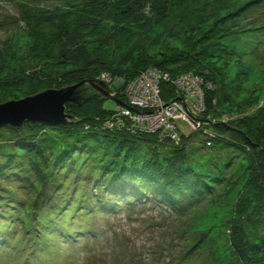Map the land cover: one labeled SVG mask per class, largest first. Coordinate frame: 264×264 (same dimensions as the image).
Masks as SVG:
<instances>
[{
    "label": "rangeland",
    "instance_id": "1",
    "mask_svg": "<svg viewBox=\"0 0 264 264\" xmlns=\"http://www.w3.org/2000/svg\"><path fill=\"white\" fill-rule=\"evenodd\" d=\"M112 1L0 0V104L73 86L75 76H79L75 61L71 68H59L51 61H29L34 55L32 32L58 31L66 23L70 26L61 27L67 30L61 42L68 57L65 62L69 64L72 60L69 53L78 46L79 57H87L88 71L105 77V90L124 106L91 87L83 86V89L87 90L91 105L102 107L110 116L116 114L121 121V132L129 133L135 122L138 133H147L146 125L132 119L137 113L125 111L129 110L127 101L130 103L134 95L140 91L143 95L145 90L131 91L133 86L129 87V82L152 69L159 71L161 79L151 75L157 90L153 89L150 95L160 90L161 103L187 114L191 125L179 117L176 121L171 119L173 126L167 129L175 128L177 139H167L161 133V141L166 138L171 142L167 144L170 147L159 146L154 159L150 158V149L140 142L132 145L133 153L127 150L126 157L125 152H116L117 147L108 151L101 148L99 153L91 155L93 158L84 153L81 163L78 161L79 168L72 169L68 175L62 171L52 187L70 185L69 191L75 190L78 198L82 194L89 197L83 204L110 205L75 219L69 237L59 239L57 235L55 239L52 235L43 242L38 237L40 226L34 221L27 229L24 220L32 215L37 195L41 191L49 193L47 185L41 191L37 186L45 171L50 175L53 170L43 168L38 176L31 167L34 162L27 153L19 151L22 156L14 157L17 168L7 171L10 155L16 152L6 133L0 143V264H264V226L255 223L264 203V173L259 169L260 162L264 163V0H125L124 5ZM135 2L140 4L142 12L133 19L114 16L119 7L126 8ZM70 13L74 15L68 18L66 14ZM76 14L80 18H74ZM63 15L66 16L62 19ZM80 19L85 20L86 27L96 26V44L87 45L81 39L76 44L70 37L75 36ZM101 19L105 22H99ZM48 36L43 35L40 44H48ZM187 61L200 66L199 70L193 67L194 71L211 72L210 79L216 83L217 91L210 102L207 103L206 79L194 74L191 67L185 68L189 66ZM110 73L122 80L121 91ZM130 73L136 74L135 78L125 82L124 75ZM190 76L204 85L199 87L198 101L192 99L197 87L188 86ZM8 78L15 85L9 84ZM99 81L101 78L96 80ZM72 104H67L65 111L71 118L75 115L69 108ZM206 108L210 112L204 117L202 111ZM205 118L212 124L234 123L236 127L243 126L247 133L255 132L259 136L258 145L254 149L243 145L239 150L226 149L224 145L209 146ZM27 123L32 122L22 126ZM60 143L55 141L52 145L55 149L66 145ZM158 157L159 162L182 158L186 166L209 175L208 186L202 187L196 198L186 195L187 187L182 186L176 205L161 197L156 200L157 187L141 188L142 183L132 180L126 184V193L108 194V185L113 183L106 179L109 167L114 165L118 174L123 168L127 173L141 171ZM79 177L82 181H76ZM104 181L105 191L101 189ZM98 193L99 199L91 198ZM78 198L73 196L69 201L73 204ZM42 209L40 213L45 218L46 211ZM79 229L84 230L78 233Z\"/></svg>",
    "mask_w": 264,
    "mask_h": 264
},
{
    "label": "trees",
    "instance_id": "2",
    "mask_svg": "<svg viewBox=\"0 0 264 264\" xmlns=\"http://www.w3.org/2000/svg\"><path fill=\"white\" fill-rule=\"evenodd\" d=\"M125 0H113L112 3H118V5L123 4ZM124 5V4H123ZM126 5V4H125ZM135 6L137 8V11L132 7ZM142 12V7H140V4L135 2V5H127V7H119L117 12L114 16L119 17L123 16V18H129L133 17L136 14H139ZM167 12V11H166ZM165 12V13H166ZM69 17H72L74 14H66ZM63 15L62 19L66 16ZM80 18L78 14L74 16V18ZM60 19V17H59ZM113 19V18H112ZM81 22V23H80ZM85 20H78V28L77 32L74 34L75 36L71 35L70 37H73L77 44L78 39H81V43L91 45L96 44L95 40L98 39V31L96 26L94 27H86L85 26ZM99 22H105L104 19L99 20ZM89 24V23H88ZM90 25V24H89ZM70 26L66 25V23L61 26ZM60 29L57 31V29H54V31H49L47 33H43L40 29L37 31H33L30 35L34 44L32 45V58L29 60L30 63H34L36 61L45 62L48 63V61H51L54 65L58 66L59 68H71L73 67V61L76 63V67L78 70V75L75 76L77 80L73 81L71 84L76 85L83 81H93L96 82L102 74L95 75V70L91 69L93 72L88 71L87 69V62L85 61L87 57H84L81 59L79 57V53L81 51L80 47L74 50H72L69 53V56L71 57V61L65 62V59H67L66 51H62L61 42L63 41V36L66 35V29ZM82 27V29H80ZM80 29V30H79ZM45 32V31H44ZM49 35L47 38L48 44H40L42 37ZM69 37V40H71ZM105 39V38H104ZM79 42V41H78ZM104 44H101L102 46H105ZM93 44V45H94ZM73 45V44H72ZM72 54V55H70ZM67 57V58H66ZM85 62V63H83ZM189 62V61H187ZM165 62H162L164 65ZM84 64V65H83ZM189 66H186L185 68L193 69L194 74H200L202 75L206 80L205 86L208 87L206 89L207 94L209 95L207 99L210 102L211 99H214V95L217 91L216 83L211 78L210 73L211 72H198L194 71V68H197V70L200 69L199 65H191L189 62ZM160 69H163L159 67ZM177 72V71H176ZM186 72V71H183ZM174 73V72H173ZM112 77L119 78L114 73H110ZM136 74L130 75H124L125 82H128L135 78ZM119 76V75H118ZM120 79V78H119ZM210 79V80H209ZM4 80V79H3ZM83 80V81H82ZM8 83L11 85H15L10 78L7 79ZM212 85V87L210 85ZM204 86V85H203ZM204 89V88H203ZM121 91L120 89H118ZM164 90L167 91L166 88ZM209 91V92H208ZM116 95H119L116 92ZM195 101H198V98H195ZM69 108L72 109V113L75 114L71 120H69L66 123H57L56 125H53L48 122H38L36 124H25L21 128H13L11 126H3V128L0 129V143L4 140L6 133H9L10 135V141H8L9 144H12V150L15 149V152L13 155H10L12 157V160H10L7 164L8 170L10 169H16L15 167V158H18V154L20 152L27 153L29 160H32L33 163L31 167L33 170L37 172L38 176L39 174L43 173V168L46 170L48 167L52 168L53 171H50V175H47L46 171L44 173V177L41 179V181H38L37 189L38 191H41L45 185L49 187V193L41 191L40 194L37 195V204L36 207L32 206V215H28L26 220H24V227L29 228V224H32V222L35 221V225H39L40 228L38 229V237L39 240H44L46 237H51L52 235L55 236V239H57V235L60 238L69 237V235L73 232V224L71 223L75 221V219H78L80 217L85 216L88 212H97L100 208H108V205L110 204H101L100 206H90V204H83V200H88L89 197L87 195H80L79 198L77 195H74L75 190L71 193L69 191V186L66 188H62L64 184H58L54 188L52 187L53 184L57 183L59 181L57 176L62 171H65V173L68 175L69 171L72 169H78L79 168V162L81 163V158L84 157V153L90 156V158H93L91 155L94 153H99V150L101 148H106L107 151L110 148L117 147V153L119 152H125V157L127 156V150L128 152H131L133 149V152L135 151L134 148H132V145H139L140 143H143V146H146L150 149V155H152L150 158L154 159L153 154L156 156L159 146L161 148H166L167 146L170 147V145H167L169 140L164 139V141H161V133L156 134H131L128 132H115L110 131L104 126L105 119L107 117V114L105 111L101 108H97L91 103H89L87 98V90H79V93L77 94L75 98V103L72 105H69ZM210 112V109L206 108L203 112V116H207V114ZM78 115V116H77ZM106 115V116H105ZM202 116V118H203ZM205 127L208 132V145L212 146L213 148H217L219 146H223V148L226 149H243V145H246V148H255L256 145H258L259 136L255 132L247 133L245 128L243 126L236 127L234 123H214L212 121L204 119ZM208 123V125H207ZM31 127L35 129L29 128L27 132L26 128ZM47 135L46 137H44ZM41 137H44L41 139ZM182 137V135H181ZM171 136L167 137V139ZM66 143L64 147L55 149L52 144H55V141ZM137 140V142H136ZM54 142V143H53ZM138 142H140L138 144ZM48 143V144H44ZM60 143V144H61ZM79 143L80 145H77ZM257 143V144H256ZM220 144V145H219ZM167 145V146H166ZM155 147V148H152ZM47 148V150L45 149ZM253 148V149H254ZM0 149L2 147L0 146ZM34 149V150H33ZM71 149V150H70ZM55 150V151H54ZM143 150V148H142ZM20 151V152H19ZM50 155H49V152ZM131 152V153H133ZM184 157L185 154L181 153ZM21 155V154H20ZM77 156V158H74V156ZM22 156V155H21ZM105 156V154H104ZM264 157V156H263ZM95 158H98L97 156ZM79 159V160H78ZM156 161H149V165L144 166L147 167L146 169H142L141 171H133L131 173H127L124 171V168L121 170V172H116L114 170V165L109 167L106 179L113 182L112 184L108 185L110 188L108 190V194L111 196L115 195L118 191H125L127 192V183L129 180H132L134 182L142 183L140 185L141 188H145L147 186L150 187H157L159 192H156L154 195L156 200H159L161 197L163 201H167L170 203V205H176L175 203L179 199V189H181L182 186L187 187L186 195H189V197H198V194L202 193L201 188L207 187L206 184V175L204 173H199L196 171V169H192L189 166H186L184 164V160L180 157H176V159H162L161 162H159V157L155 158ZM71 161V164L69 162ZM170 161V162H168ZM78 162V163H77ZM160 163L165 164L164 166H161ZM113 164V163H112ZM81 165V164H80ZM95 166V165H94ZM110 166V165H109ZM97 167V166H95ZM259 169L264 173V163L260 162ZM49 168V169H50ZM105 170H107V167H105ZM259 170V172H260ZM0 172H1V166H0ZM5 172V169H2V173ZM1 174V173H0ZM119 175V176H118ZM37 177V176H36ZM67 177V176H66ZM51 180H50V179ZM118 178H120L118 180ZM49 179V182L48 180ZM113 179V180H112ZM213 179V178H211ZM105 180V176H104ZM76 181H82V179L79 177ZM208 181V179H207ZM46 183V184H45ZM104 186H102V190L105 191V181L103 182ZM99 187V186H98ZM138 188V187H137ZM100 189V190H101ZM99 190V189H98ZM99 190V191H100ZM100 191L103 195V191ZM120 192V193H123ZM85 193V192H84ZM96 197H93L92 199L97 198L99 199L100 194ZM124 193V194H125ZM130 193V192H129ZM76 199V201L72 202L69 201L70 197H73ZM99 196V197H98ZM168 196V197H167ZM47 202V204H45ZM45 205V206H44ZM42 207L45 209L46 214L45 218L41 216L40 211L43 210ZM22 208V205H21ZM20 208V209H21ZM57 216H60L57 217ZM256 224L263 225L264 226V203L260 205V209L258 212V215L256 216ZM37 223V224H36ZM90 227V225H89ZM27 228V229H28ZM89 229V228H85ZM84 229H79L78 233H81ZM4 232V229L1 231ZM66 235V236H65ZM43 237V238H42ZM5 239L7 241L8 236H5ZM37 240V243L38 241ZM43 242V241H42ZM46 244V243H45ZM1 245V242H0ZM1 248V246H0ZM0 263H2V260H0Z\"/></svg>",
    "mask_w": 264,
    "mask_h": 264
},
{
    "label": "water",
    "instance_id": "3",
    "mask_svg": "<svg viewBox=\"0 0 264 264\" xmlns=\"http://www.w3.org/2000/svg\"><path fill=\"white\" fill-rule=\"evenodd\" d=\"M101 75V81L102 79ZM83 81L69 88L61 90H47L36 96L28 97L19 101H10L0 104V127L11 126L21 127L25 122L32 123L48 122L53 125L66 123L71 116L66 114V105L75 103V98L83 86H88L99 93L112 99L118 105H123L117 98H114L105 90V82ZM116 88L122 84V80L116 81Z\"/></svg>",
    "mask_w": 264,
    "mask_h": 264
},
{
    "label": "built area",
    "instance_id": "4",
    "mask_svg": "<svg viewBox=\"0 0 264 264\" xmlns=\"http://www.w3.org/2000/svg\"><path fill=\"white\" fill-rule=\"evenodd\" d=\"M158 72H159L158 70L152 69L149 72H147L144 76H142L140 79L137 78V80L129 82L130 83L129 87L133 86L129 90L134 91L135 88H137V91L140 89L141 90L145 89V90L142 91L143 95L140 94L141 91L137 95H134L129 100L130 103L127 101V103H128L127 105H128L129 110L125 111V113H129L130 111L137 113L136 115L134 114L132 116L133 118L132 117L131 118L132 119H139L138 121H140L142 125H146L147 129L145 128L144 131L147 133H145V132H143V133H145V134H149L148 132H151V134L164 133V135L166 137L171 136V138L175 140V139H177L176 134L173 133L175 131V128L167 129V127L173 126V125H171V122L173 120L176 121L179 118H182L183 120H185L189 124L192 121H191L190 117L186 116L187 114H184V113L181 114L179 112H176V110L178 108H176V109L170 108L168 106H171V105H168V104L165 105L163 102L161 103V101H160L161 98H159V93H161L160 90H159L158 94L150 95L151 91L153 89L157 90L156 86L153 87V84H152L154 77H159V79H161ZM151 75H155V76L151 77ZM109 77L110 76H107L106 78H109ZM168 78H169V76H168ZM102 79L104 80L105 77H102ZM186 79H188V78L186 77ZM192 79L194 82L192 81ZM115 81H118V78H116V79L114 78V82ZM190 82L194 83V84H190ZM187 83H188V86L194 85L195 87H197L196 93H195V95L193 94L194 96L192 97V99L195 100V98L200 97L201 95L199 93L200 92L199 87H201L203 85L202 82L200 81V79H196L195 77L192 78L190 76V79L187 80ZM182 86H183V84H182ZM182 86L179 88L181 89ZM147 88H148V91H147ZM146 95H148L149 97L146 98ZM202 112H204V110ZM123 116L124 117L128 116V114H123ZM176 116H177V118H176ZM171 119H172V121L170 122ZM120 122L121 121L116 117V114L114 116H110L107 114V117H106L105 122H104V126L110 131L121 132L120 125H119ZM133 123H134L135 127H131L132 129H131V131L129 130V133L141 134V133H138V131L134 129V128H136L137 124L135 122H133Z\"/></svg>",
    "mask_w": 264,
    "mask_h": 264
},
{
    "label": "bare ground",
    "instance_id": "5",
    "mask_svg": "<svg viewBox=\"0 0 264 264\" xmlns=\"http://www.w3.org/2000/svg\"><path fill=\"white\" fill-rule=\"evenodd\" d=\"M119 89V88H118ZM183 104V103H182ZM181 106V105H180ZM183 107V106H182ZM183 109V108H182Z\"/></svg>",
    "mask_w": 264,
    "mask_h": 264
}]
</instances>
